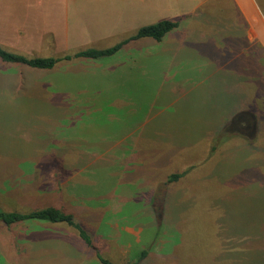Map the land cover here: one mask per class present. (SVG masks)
Listing matches in <instances>:
<instances>
[{"label": "rangeland", "instance_id": "1", "mask_svg": "<svg viewBox=\"0 0 264 264\" xmlns=\"http://www.w3.org/2000/svg\"><path fill=\"white\" fill-rule=\"evenodd\" d=\"M259 1L264 12V0ZM207 21L196 27L206 30ZM185 33L198 39L210 57L221 55L223 40L213 43L198 29ZM2 34L16 36L10 31ZM253 46L249 44L242 56L227 57V62L231 69L238 65L254 74L243 86L256 94L253 101L259 107L264 87L258 81L264 78L255 73L264 68V46H257L261 60L251 55ZM7 47L37 55L34 47L25 50L21 43ZM2 61L10 80L0 85V206L25 212L52 204L68 210L89 232L94 249L66 222L37 219L18 223L12 231L0 227V264H102L98 252L126 264L143 250L147 254L137 264H264V193L259 190L261 181L264 185V116L251 142L240 137L224 141L223 136L233 131L232 116L214 123L223 109L222 99L213 95L215 88L202 97L190 92L182 102L172 98L169 104L154 103V92L161 87L160 67L167 62L156 56L149 72L146 62L134 68V94L119 97L132 112L126 111L124 118L109 117L108 122L91 118L114 141L102 139L101 147L119 145L121 150H65L56 134L65 135L66 125L77 116L94 113L90 108L89 113L78 110L75 103L51 128L56 106L66 111L67 94L58 92L56 103L51 102L50 92L56 91L51 83L46 85L49 75ZM101 113L105 118L108 110ZM113 122L114 129L109 127ZM211 124L214 132L199 140L198 130ZM209 140L211 147L205 150ZM216 142L218 150L212 151ZM227 146L233 147L232 153L224 150ZM176 172L184 175L169 180Z\"/></svg>", "mask_w": 264, "mask_h": 264}, {"label": "crops", "instance_id": "2", "mask_svg": "<svg viewBox=\"0 0 264 264\" xmlns=\"http://www.w3.org/2000/svg\"><path fill=\"white\" fill-rule=\"evenodd\" d=\"M204 5L208 7H203ZM229 8L236 9L238 13L231 14ZM194 15L195 19L190 18ZM177 17L180 19L178 27L165 35L161 41L152 37L139 38L131 40L108 58L95 60L79 57L63 65V61H60L61 63L51 71H38L41 75H49V78L45 79L46 85L51 83V88L56 91L50 89L51 102L56 103L55 96L60 95L58 92L68 96V101L64 102L66 111H58V105L56 106L51 128L60 124L59 120L65 118L67 111L73 110L75 103L79 104L78 110L94 113L90 117L77 116V122L75 120L66 125L65 135L56 134L57 144L62 141L65 150L72 149L77 152H81V149L87 150L91 146L89 150L96 152H101L102 149L121 150L119 145L102 148L100 140L114 141L107 138L111 135L108 130L96 125L102 121L108 122L113 117L124 118L123 114L128 110L132 112V106L126 105L119 97L134 94L130 79L134 75V68L140 62H146L149 72L150 64L156 56L167 62L160 67L161 87L154 92V103L169 104L173 99L182 102L184 96L190 92L202 97L215 88L213 95L222 99L223 109L214 123L232 116V124H229L232 126L235 118L240 116L239 113L250 115L247 120L243 119L242 123L246 124L252 120L255 135L260 119L264 116V102L260 108L256 107L253 101L256 94L247 89V85L243 86L254 74L250 73V69L238 65L231 69L227 57L232 59L242 56L249 44L254 43L256 46L252 47L250 53L252 55L253 52L256 58L258 56L257 60H261L257 46H264V12L259 0H0V43L5 46L21 43L27 48L25 50L34 47V54L60 56L72 52V49L111 47L143 25ZM205 20L209 23L206 30L196 27L198 23L204 24ZM196 29L208 33L213 43L216 39L223 40L225 46L221 49V55L215 53V58L210 57L208 51L201 50L197 44L198 39L186 36V30L190 32ZM9 31L15 32L16 36L2 34ZM33 39L40 41L37 43L32 41ZM184 56L188 58L184 59ZM255 74L264 78V68H259ZM9 80L10 74L5 70V66H0V85L6 86ZM36 80L40 82L39 79ZM146 83L149 84V81ZM258 86L264 87V82L258 81ZM106 89L108 91L104 95ZM236 108L241 111L235 113ZM104 110H108L105 118L101 113ZM237 114L239 115L236 117ZM97 117L100 122L94 123L91 118ZM213 126L214 124H211L207 128L199 129L196 133L198 139L200 140L202 135L212 134ZM109 127L114 129V122ZM232 132L239 133L234 130ZM244 136L252 141L247 134ZM263 143L264 136L262 145ZM211 144L212 140H209L205 150L210 149ZM232 148L227 146L224 150L232 153ZM233 156L230 154V157ZM193 164L188 163V167ZM84 171L88 174L86 168ZM259 190L264 193L262 181Z\"/></svg>", "mask_w": 264, "mask_h": 264}, {"label": "trees", "instance_id": "3", "mask_svg": "<svg viewBox=\"0 0 264 264\" xmlns=\"http://www.w3.org/2000/svg\"><path fill=\"white\" fill-rule=\"evenodd\" d=\"M179 18H166L143 25L134 31L129 37L119 41L111 47L107 48H97V47H87L83 49L76 50L73 53H66L60 56H37V55H27L16 49H11L0 43V58L12 65H21L27 68H31L34 71H51L60 61L72 60L79 57L92 58L95 60L109 57L117 53L124 45L129 43L131 40L152 37L156 41H161L164 36L175 29L179 25ZM241 116V113H239ZM237 114V116L239 115ZM236 116V117H237ZM239 118V117H238ZM238 118H235L236 121ZM240 137L243 140L250 141V138L244 136L240 133H230L223 136V140L226 141L229 138ZM223 142V141H221ZM219 147V142L213 145L211 150L215 151ZM184 173H172L169 180H176L182 177ZM253 186H256L255 184ZM42 220L51 223L66 222L69 226L75 228L79 236L86 242L88 246H93V239L89 232L83 227V225L75 219L72 212L63 210L61 207L56 205H47L42 208H34L29 211L20 210H7L0 206V227L3 226L6 230L12 231V227L18 223L31 222V220ZM147 254V250H143L140 257L137 260L128 262L126 264H137L142 260ZM97 257L102 264H122L111 261L110 259L104 257L99 252Z\"/></svg>", "mask_w": 264, "mask_h": 264}, {"label": "flooded vegetation", "instance_id": "4", "mask_svg": "<svg viewBox=\"0 0 264 264\" xmlns=\"http://www.w3.org/2000/svg\"><path fill=\"white\" fill-rule=\"evenodd\" d=\"M248 117H250V115H247ZM246 116V114H242L241 116H239V118L233 123V125L231 126V130H234L236 132H239L240 134H247L249 137H252L254 135V124L251 120V122H248L246 124L242 123V120L246 118V120L248 119V117Z\"/></svg>", "mask_w": 264, "mask_h": 264}]
</instances>
